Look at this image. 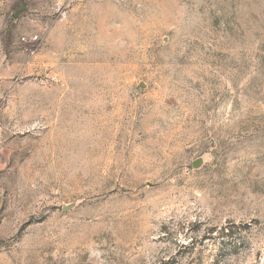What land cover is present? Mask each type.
<instances>
[{
    "label": "rangeland",
    "instance_id": "1",
    "mask_svg": "<svg viewBox=\"0 0 264 264\" xmlns=\"http://www.w3.org/2000/svg\"><path fill=\"white\" fill-rule=\"evenodd\" d=\"M0 264H264V0H0Z\"/></svg>",
    "mask_w": 264,
    "mask_h": 264
},
{
    "label": "water",
    "instance_id": "2",
    "mask_svg": "<svg viewBox=\"0 0 264 264\" xmlns=\"http://www.w3.org/2000/svg\"><path fill=\"white\" fill-rule=\"evenodd\" d=\"M23 10H24V7H23V9H21L20 11H18V12L14 15V18H15V19L18 18L19 15H20V13L23 12Z\"/></svg>",
    "mask_w": 264,
    "mask_h": 264
}]
</instances>
